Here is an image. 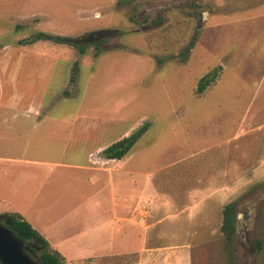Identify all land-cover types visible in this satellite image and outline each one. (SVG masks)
Segmentation results:
<instances>
[{
    "label": "rangeland",
    "instance_id": "1",
    "mask_svg": "<svg viewBox=\"0 0 264 264\" xmlns=\"http://www.w3.org/2000/svg\"><path fill=\"white\" fill-rule=\"evenodd\" d=\"M101 30L109 32L99 40L92 33ZM39 32L79 41L36 47ZM4 67L27 101L49 107L41 116L101 128L51 142L36 140L41 133L28 125L22 146L5 142L0 196L11 197L36 230L80 235L95 225L86 219L99 213L95 198L110 194L95 196L102 184L83 188V172L50 164L81 162L85 150L105 149L148 124L121 163L136 172L133 180L116 189L140 216L132 222L123 210L125 219L111 226L123 254L96 264H264V0H0L7 97ZM218 67L215 83L199 93L200 80ZM66 145L79 156H63ZM231 202L230 248L221 227ZM5 213L13 212L0 205ZM143 248L169 249L148 257Z\"/></svg>",
    "mask_w": 264,
    "mask_h": 264
},
{
    "label": "crops",
    "instance_id": "2",
    "mask_svg": "<svg viewBox=\"0 0 264 264\" xmlns=\"http://www.w3.org/2000/svg\"><path fill=\"white\" fill-rule=\"evenodd\" d=\"M42 43L43 41H37L36 43H32V45L37 47L38 45H43ZM4 71L7 78L6 82L10 84V91L7 97H5L4 84L0 86V151L6 147L8 143L5 142H8L10 139L14 142H20L22 146L21 142L26 140L27 134L25 132L28 125L32 127L31 130L41 133L40 137L36 138V140L43 141L42 138H45L46 141L51 142L57 139L60 133H65L67 138L66 141L71 142L87 138L93 132L101 129L100 126L85 124L82 120L70 122L66 119H58L48 115L41 116L43 109L49 108L45 102L37 97L27 101L26 93L14 87L17 78L14 75H9L5 67ZM14 146H16V144ZM53 147L52 144V149H50V151H53ZM103 150V146L85 150L88 152H83L85 159L81 162L69 160L50 164L66 171L83 172L84 175L81 178L83 181V188H94L96 185L102 184L101 186H103V188L100 191L101 194L98 193L95 194V196L108 194L107 190H110L108 198H103L101 203L98 202L97 197L95 198L94 203L98 204L99 208L98 211L94 212L99 213H93L86 218L95 225L91 226L88 224L87 227H83V232L80 233V235H64L59 238L52 233L51 229L46 230L44 228H39V231L37 230L49 242L51 248L59 252L65 258L66 263L96 264L97 261L103 260L104 258L122 255V250L115 248L112 241L111 237L113 235L111 226L114 227L115 224L125 219L122 215L123 210L131 211L129 220L132 222H135V219L140 216L138 205L132 208L131 204H123L121 199L116 196V189L122 186L123 178H130L133 180V176L136 173L128 171L121 164L131 155L128 154L121 160L105 159L101 156ZM80 153V151L76 152L74 148L69 149L68 145L64 146L62 149L63 156L69 154V156L77 157ZM5 160H8V158L0 156V162ZM45 164L49 165L47 162ZM137 195L138 194H136V197ZM11 199L12 198L8 196H0V205L8 207L13 213L21 214L19 209L11 203ZM103 202L109 204L111 212L108 213L105 211V208L102 206ZM143 213H147V211L144 209ZM150 227V224L144 225V228L147 230ZM115 234L114 232V235ZM165 249L169 248H143L142 252H146V255L149 257V254H153L156 251L160 253Z\"/></svg>",
    "mask_w": 264,
    "mask_h": 264
},
{
    "label": "trees",
    "instance_id": "3",
    "mask_svg": "<svg viewBox=\"0 0 264 264\" xmlns=\"http://www.w3.org/2000/svg\"><path fill=\"white\" fill-rule=\"evenodd\" d=\"M120 2V1H119ZM118 2V3H119ZM109 32L107 30H101L93 32L94 36L105 34ZM50 41L56 44H66L70 46H77L78 38L65 37L51 33L39 32L34 38V41ZM82 53L85 52V47L80 48ZM218 67L205 75L199 82L198 92L203 93L208 87H210L219 76ZM149 125L146 124L131 135L124 137L123 139L115 142L111 146L105 148L101 152V156L105 159H117L121 160L125 158L132 150L134 145L140 139V137L148 130ZM6 216L1 223L11 230L14 235L21 239L27 247L28 253L38 255L39 264H65V258L57 251L53 250L49 242L37 231L32 225L24 219L19 213H5ZM221 231L224 235L226 245L231 248L233 245L236 231H237V216L235 213V203L231 202L225 205L223 209V224ZM257 248L260 252L263 248L262 241L258 240ZM232 264H236L235 259H231Z\"/></svg>",
    "mask_w": 264,
    "mask_h": 264
},
{
    "label": "water",
    "instance_id": "4",
    "mask_svg": "<svg viewBox=\"0 0 264 264\" xmlns=\"http://www.w3.org/2000/svg\"><path fill=\"white\" fill-rule=\"evenodd\" d=\"M3 219H6V216L0 215V263L39 264L28 253L24 242L1 223Z\"/></svg>",
    "mask_w": 264,
    "mask_h": 264
},
{
    "label": "flooded vegetation",
    "instance_id": "5",
    "mask_svg": "<svg viewBox=\"0 0 264 264\" xmlns=\"http://www.w3.org/2000/svg\"><path fill=\"white\" fill-rule=\"evenodd\" d=\"M107 35H108V32H106L105 34L98 35V36H99L98 39H99V40H102V39L106 38ZM251 212H252L251 209H249V210H248V215H249V216H251Z\"/></svg>",
    "mask_w": 264,
    "mask_h": 264
}]
</instances>
